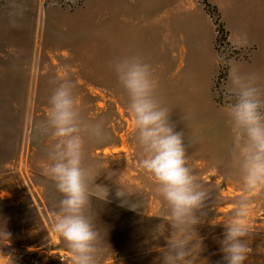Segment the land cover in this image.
<instances>
[{"label": "rangeland", "instance_id": "obj_1", "mask_svg": "<svg viewBox=\"0 0 264 264\" xmlns=\"http://www.w3.org/2000/svg\"><path fill=\"white\" fill-rule=\"evenodd\" d=\"M17 2L25 11L21 26L12 28L0 0V234L10 233L9 238L0 235V264H72L70 255L49 231L61 195L42 175L46 160L43 144L33 141L28 133L27 118L40 119L47 114L52 90L48 78L53 68L71 72L86 115L103 117L109 125L108 142L86 145L88 159L108 164V171L142 194L144 209L138 211L121 207L115 198L106 204L92 201L96 227L104 236L101 264H154L158 253L152 249L163 246V235L169 230L153 181L138 167L127 97L110 68L115 56L138 55L154 69L158 97L175 107L177 130H183L192 142L190 163L219 196L217 212L209 201L208 219L216 215L223 219L240 191L228 167L226 73L219 77V58L210 83L207 50L186 55L175 51L181 36L189 39L199 33L203 39L209 24L216 29L218 53H224V58L243 71L259 74L264 85V0ZM227 34L234 42L259 39L252 62L235 60L245 55V50L231 44ZM182 112L190 116L186 124L179 121ZM106 174L102 172L96 182L111 186L114 194ZM248 222L251 251L245 264H264V195L253 199ZM197 231L204 244L197 264H217L222 256L218 243L222 228L206 222Z\"/></svg>", "mask_w": 264, "mask_h": 264}, {"label": "clouds", "instance_id": "obj_2", "mask_svg": "<svg viewBox=\"0 0 264 264\" xmlns=\"http://www.w3.org/2000/svg\"><path fill=\"white\" fill-rule=\"evenodd\" d=\"M3 6L9 26L20 27L23 5L3 0ZM221 64L226 69L223 95L230 135L228 167L240 191L223 219L216 215L209 220V201L217 212L219 196L190 163L192 142L183 130H177L175 107L158 97L154 69L138 55L115 56L110 61L117 85L127 97L129 132L139 151L138 167L152 179L169 226L163 246L152 249L158 253L154 264H197L204 251L197 227L206 222L222 228L218 241L222 256L217 264H245L251 251L247 241L249 211L253 199L264 195V85L259 74L243 71L231 59L221 58ZM50 70L47 114L40 119L27 118L30 138L43 144L46 153L42 175L61 195L49 231L70 255L72 264H101L104 236L96 227L92 201L106 204L115 198L121 207L138 211L144 209L142 194L108 171V164L88 159L86 145L108 142L109 125L103 117L86 115L67 68ZM189 119L183 112L179 117L185 124ZM105 171L104 178L112 181L114 194L111 186L96 182ZM0 235L10 237L7 231Z\"/></svg>", "mask_w": 264, "mask_h": 264}, {"label": "crops", "instance_id": "obj_3", "mask_svg": "<svg viewBox=\"0 0 264 264\" xmlns=\"http://www.w3.org/2000/svg\"><path fill=\"white\" fill-rule=\"evenodd\" d=\"M193 35L194 34H192V36L189 39L186 36H181L179 47H177V51L175 52H177V54L181 53V54L186 55L185 52H187V54H191V53L195 54L197 51L201 50L202 48L207 50L209 54L206 60V63L208 65V76L207 77L209 78V82L211 83L212 77L215 73L216 65L219 64V53L215 46L216 29H212L211 26L208 24L205 30L203 39L199 33L198 35L197 34H195V36ZM227 39L231 44H233L237 48L245 50V53H244L245 55L237 56L235 58L236 61L241 62L243 60L246 62H252L254 60L259 50V42H260L259 39L252 37V40L242 39L240 42L238 41L234 42L232 38L230 39L228 34H227Z\"/></svg>", "mask_w": 264, "mask_h": 264}, {"label": "trees", "instance_id": "obj_4", "mask_svg": "<svg viewBox=\"0 0 264 264\" xmlns=\"http://www.w3.org/2000/svg\"><path fill=\"white\" fill-rule=\"evenodd\" d=\"M218 24H219V23H218ZM223 56H224V53L219 52V58H220V59H221V58H224ZM225 59H226V58H225ZM220 63H221V61H220ZM225 73H226V69H225V68L222 66V64H221L220 72H219V77H224Z\"/></svg>", "mask_w": 264, "mask_h": 264}]
</instances>
